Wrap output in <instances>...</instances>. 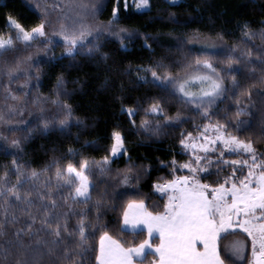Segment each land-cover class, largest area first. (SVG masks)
<instances>
[{"label": "snow or ice", "instance_id": "obj_1", "mask_svg": "<svg viewBox=\"0 0 264 264\" xmlns=\"http://www.w3.org/2000/svg\"><path fill=\"white\" fill-rule=\"evenodd\" d=\"M109 3L110 17L101 22L98 17L108 11ZM133 4L137 10L150 8L149 0H133ZM34 7L37 23L25 26L9 14L11 31L0 32V153L13 157L10 168L0 167V264H144L153 248L158 255L151 264H264V150L252 138L254 132L264 138V28L253 30L248 22L240 26L242 41L261 40L253 45L255 51L237 52L238 43H205L192 45L188 53L162 55L148 65L125 70L136 71L138 83L151 84L166 94L149 97L151 103L143 111L153 119H141L139 127L144 131L159 136L164 129L187 122L189 117L180 109L168 114L170 97L203 121L194 124L195 134L181 132L179 144L190 153L189 160L178 163L173 158L169 162L173 178L153 184L154 193L168 200L163 212L153 213L144 199L130 198V193L144 195L133 181L140 179L136 169L147 171L148 166L135 164L119 125L111 130L110 143L99 160L74 147L54 155L39 169L15 159L23 154L34 128L42 134L53 126L66 132L73 117L71 104L61 98L69 95L63 73L57 77L54 98L33 94L41 83L42 64L77 55L94 59L97 54L107 61L109 53L102 50V41L114 36L126 50V40L142 35L120 24L128 0H105L99 7L85 0H52L51 5ZM217 38L223 40V35ZM149 40L178 50L189 43L185 39L165 45L145 36L144 47L152 51ZM57 45L63 46L61 56L53 51ZM228 101L234 110L221 107ZM48 103L58 109L51 118L45 109ZM30 105L37 106V114L26 120L25 111L32 115ZM140 107L121 106L134 128ZM85 144L92 147L95 142ZM123 157H127L126 168L113 169V163ZM177 169H187L189 175L177 176ZM226 170L228 175L215 184L201 180L213 174L220 177ZM112 172L118 179H102ZM109 210L119 215L105 223ZM112 224L131 232L146 227L148 238L126 246L106 230ZM236 229L250 240L225 243ZM154 233L160 241L156 245L151 243Z\"/></svg>", "mask_w": 264, "mask_h": 264}, {"label": "trees", "instance_id": "obj_2", "mask_svg": "<svg viewBox=\"0 0 264 264\" xmlns=\"http://www.w3.org/2000/svg\"><path fill=\"white\" fill-rule=\"evenodd\" d=\"M85 2L95 3L99 7L105 0H85ZM37 3L51 5L52 0H0V32L11 31L7 27L9 14L25 26L37 23L39 21L38 10L34 7ZM150 5L149 9L143 11L128 7L126 18L122 19L120 24L129 29H136L142 35L131 41L126 40L125 43L128 44L126 50L120 47L119 41L114 36L102 41L105 44L102 50L109 53L107 61L100 60L98 54L94 59L77 55L75 58L62 59L59 63L40 66L41 83L38 89H32L33 94L54 98L57 77L63 73L66 81L65 88L69 95L62 94L61 98L71 104L73 117L69 121L70 127L66 132L53 126L47 134H42L39 127L34 128L32 135L24 143L23 154L17 155L15 159L18 162H24L25 167L30 163L32 167L39 169L49 163L54 155L61 156L67 147H74L85 155L99 160L110 143L107 137L113 127L119 125L125 132L128 154L131 155L135 164L148 166L147 171H144L143 167L136 169L140 172V179L138 182L133 181L144 195L137 197L130 193V198L144 199L148 211L156 213L164 211V205L168 203V200L167 196L154 193L153 184L157 181L163 183L173 178L170 175L172 166L169 163L173 158L178 163L189 160L190 153L183 152L179 144L180 134L187 131L195 134L194 124H200L203 121L191 108L178 103L174 97H170L166 104L168 114L173 115L177 109H180L189 117L187 122L181 127L166 128L163 130L164 134L159 136L144 131L139 127L141 119H153L151 116L145 117L143 111L151 103L149 97L166 94L151 84L138 83L136 71L125 70L148 65L162 55L177 56L181 52L188 53L192 45L199 47L202 43L217 45L238 43L237 52L243 48H252L255 51L253 45L261 44V40L256 38L251 42L242 41L240 26L248 22L253 30L264 28V24H261V20H264V0H176L175 3L171 0H150ZM110 14L111 4L109 3L108 11L99 15L98 20L106 22ZM51 19L55 20V16ZM217 34H222L223 40L218 39ZM145 36L154 37L165 45L185 39L189 43L183 49L178 50L158 47L152 40H149L154 49L152 51L144 47ZM53 51L57 56H61L64 49L62 45H57ZM140 75H145V73H140ZM13 87H18V85H13ZM240 99L243 100L244 97ZM232 104V101H228L221 107L234 110ZM122 105L141 106L134 117L138 120L135 128L129 123V117L121 112ZM30 107L32 115H29L27 111L23 115L26 120H32L37 114V106L30 105ZM45 109L50 118L58 111L57 106L51 103L45 105ZM159 119L163 122V117ZM53 123L55 125V121ZM16 135H21V133H16ZM252 138L257 140V148L264 150V138H258V132H254ZM88 141H94L95 145L86 146L85 142ZM53 148L56 149L55 152L52 151ZM231 158L236 159L237 157ZM12 159L11 155L0 153V167L7 165L10 168ZM126 161L127 157L115 161L112 165L113 169H125ZM175 174L177 176L189 175V172L187 169H177ZM226 175H228L227 170L220 173V177L213 174L201 176V180L204 183L215 184L218 179ZM102 179L116 180L118 177L115 172H112L109 177ZM123 203L126 204V201ZM118 215V212L109 210L104 222L114 221ZM106 230L126 246L128 243H138L148 238L146 230L121 231L117 224H112ZM234 231L235 235L228 236L225 243L236 239L246 242L250 240L243 231ZM159 242L158 238L153 239L154 245ZM94 243L98 246V236ZM154 255L156 254L150 252L144 264H151ZM246 255L250 257V252H246Z\"/></svg>", "mask_w": 264, "mask_h": 264}, {"label": "crops", "instance_id": "obj_3", "mask_svg": "<svg viewBox=\"0 0 264 264\" xmlns=\"http://www.w3.org/2000/svg\"><path fill=\"white\" fill-rule=\"evenodd\" d=\"M231 200V196L229 195V201ZM142 227H144V226H142ZM144 230H146V227H144ZM236 230H241V229H236ZM147 231V230H146ZM241 231H243V230H241ZM154 238H158V234L157 233H154L153 234V237L151 238V243L153 244V239ZM154 245V244H153ZM151 252H153V253H155V249L153 248L152 250H151ZM156 254V253H155ZM156 255H158V254H156ZM138 264H139V262H138Z\"/></svg>", "mask_w": 264, "mask_h": 264}, {"label": "rangeland", "instance_id": "obj_4", "mask_svg": "<svg viewBox=\"0 0 264 264\" xmlns=\"http://www.w3.org/2000/svg\"><path fill=\"white\" fill-rule=\"evenodd\" d=\"M176 1V0H175ZM149 2H150V0H149ZM128 4H129V7H133L134 9H135V7H134V4H133V0H128ZM150 7H151V5H150ZM137 10V9H136ZM144 10H146V9H144ZM140 11H143V10H140ZM202 44H205V43H202ZM138 120H136V122H137ZM226 187H228V186H226ZM242 230V229H241ZM238 240H242V239H238ZM242 241H245V240H242Z\"/></svg>", "mask_w": 264, "mask_h": 264}]
</instances>
